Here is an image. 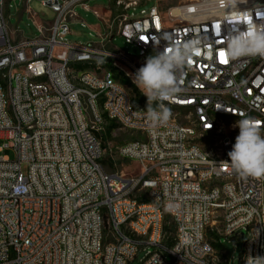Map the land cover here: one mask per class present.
Returning <instances> with one entry per match:
<instances>
[{
  "label": "built area",
  "instance_id": "1",
  "mask_svg": "<svg viewBox=\"0 0 264 264\" xmlns=\"http://www.w3.org/2000/svg\"><path fill=\"white\" fill-rule=\"evenodd\" d=\"M16 1L0 0V264H130L150 246L141 264H233L226 248L216 259L223 237L244 238V263L264 256V177L227 163L241 114L264 136V58L227 51L237 34L264 29V0H158L139 15L129 10L141 1L117 0L125 12L88 44L65 39L75 7L92 9L86 0H50L53 21L18 41L8 26ZM188 41L198 47L177 72L181 90L163 102L171 116L150 122L116 75L133 82L149 56ZM110 122L140 135L111 149L137 161L138 176L104 168Z\"/></svg>",
  "mask_w": 264,
  "mask_h": 264
},
{
  "label": "clouds",
  "instance_id": "2",
  "mask_svg": "<svg viewBox=\"0 0 264 264\" xmlns=\"http://www.w3.org/2000/svg\"><path fill=\"white\" fill-rule=\"evenodd\" d=\"M197 47L198 42L188 41L170 50L157 52L149 56L136 72L133 83L147 98V118L150 122L161 124L169 120L171 111L163 102L181 90L177 72L188 66ZM227 51L232 58H264V29L251 26L247 33L237 34L229 40ZM154 102L157 104L155 108L152 107ZM241 116L236 122L239 134L228 152L230 162L227 163L238 175L264 177V136L261 135V128L252 117ZM245 264H264V256L248 255Z\"/></svg>",
  "mask_w": 264,
  "mask_h": 264
},
{
  "label": "rangeland",
  "instance_id": "3",
  "mask_svg": "<svg viewBox=\"0 0 264 264\" xmlns=\"http://www.w3.org/2000/svg\"><path fill=\"white\" fill-rule=\"evenodd\" d=\"M47 0H31L29 2V7L37 14L35 18H33L26 10V2L24 0H17L16 2H13L9 13L8 18V26L13 27L16 29L20 36L23 38L32 39L39 35V31L37 28V24L40 22L49 23L53 21V19L56 17L57 10L47 5L45 2ZM117 0H86V3L89 5L92 9H98L100 11H103L101 15V18L96 16L93 13V10H85L81 5H77L75 7V12L77 15V21H70L69 22V28L71 30L70 33L65 34V39L69 40L71 42L75 43H81V44H88L90 42L98 43L100 42V37L97 35L105 34V27L104 24L106 22L107 27V21L109 19L114 18L116 15H119L121 13H124L123 7H118L116 4ZM142 3L138 6L132 7L129 10L130 14L139 15L142 10H149L153 6L157 4L158 0H138ZM177 2V0H163L162 4L164 6L171 5L173 3ZM109 9L110 12L106 14L105 10ZM81 20L85 21L86 25L84 26L81 22ZM116 24V28H117ZM10 30V29H9ZM10 34L14 39L17 41L20 39V36L18 33H13L10 30ZM114 43L116 46L119 47L123 52L129 53L132 56H137L139 53V50L134 47L133 45L127 43L124 38L121 36H115ZM140 137L139 134H136L131 131H127L122 128H115L111 135L107 138L106 141V153L105 157H110L116 160V164L113 168H109L105 166V169L108 172H122L129 176H138L141 172V167L139 163L135 160L125 159L121 158L115 153L111 151L115 146L122 144L128 140H131L136 137ZM202 145L208 149L211 146V143L206 142L202 143ZM0 154H2L0 152ZM4 154L9 155L10 157H13V151L11 149H6ZM169 221H170V217ZM170 225V223L168 224ZM208 239L212 240V236L208 234ZM222 244H224L225 248L229 252V256L233 258V264H239V256L243 250L244 247V238L234 241L233 239L223 237ZM147 250H153V247L150 246L146 249H140L138 251L137 256L130 264H141ZM216 259L218 262H224L225 253L220 249H217L216 252ZM168 258L171 259L170 255H168Z\"/></svg>",
  "mask_w": 264,
  "mask_h": 264
},
{
  "label": "trees",
  "instance_id": "4",
  "mask_svg": "<svg viewBox=\"0 0 264 264\" xmlns=\"http://www.w3.org/2000/svg\"><path fill=\"white\" fill-rule=\"evenodd\" d=\"M88 66V64H79L77 65L78 69H83L86 68ZM116 78L124 85H127L130 88L131 93L133 94V104L135 106H139V105H145L147 107V98L146 96L140 91V89L127 77H125L122 73H118L116 75ZM154 106V105H153ZM117 124H115L114 122H110L107 124L105 131L102 133L101 137L104 143V147L106 148V141L107 138L111 135L112 131L117 128ZM205 140V139H204ZM102 164L105 168V166L109 167V168H113L114 165L117 163L116 160H114L113 158L111 159L110 157L106 158L105 156L102 158ZM141 200H145V199H141ZM167 225V229L170 232L174 231V225L171 222V220L169 221V218L167 217L166 219ZM170 223V225H168ZM210 235L212 236V233H210ZM213 237V236H212ZM235 239V238H233ZM213 244L215 245V247L217 249H221L223 250L225 248L224 244L222 243H217V242H213ZM239 264H245L244 261L241 258V254L239 256Z\"/></svg>",
  "mask_w": 264,
  "mask_h": 264
},
{
  "label": "crops",
  "instance_id": "5",
  "mask_svg": "<svg viewBox=\"0 0 264 264\" xmlns=\"http://www.w3.org/2000/svg\"><path fill=\"white\" fill-rule=\"evenodd\" d=\"M94 9H95V8H94ZM97 10H98V9H97ZM98 11H99L100 14H102V12H103V11H100V10H98ZM105 12H106V14H108V12H110V10H109V9H106ZM8 18H9V14H8ZM9 29L11 30V32L13 33V35H14V33H18L19 36H20V33H19L16 29H14L13 27H10ZM12 38L14 39V37H12ZM22 38H23V37L20 36V39H22ZM20 39H19V40H20ZM14 40H15V39H14ZM15 41H16V40H15ZM17 41H18V40H17Z\"/></svg>",
  "mask_w": 264,
  "mask_h": 264
},
{
  "label": "water",
  "instance_id": "6",
  "mask_svg": "<svg viewBox=\"0 0 264 264\" xmlns=\"http://www.w3.org/2000/svg\"><path fill=\"white\" fill-rule=\"evenodd\" d=\"M46 4L54 7L55 9L59 8V4L57 1L52 2V1L48 0V1H46ZM241 237H243V234L241 235Z\"/></svg>",
  "mask_w": 264,
  "mask_h": 264
}]
</instances>
